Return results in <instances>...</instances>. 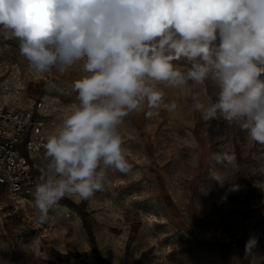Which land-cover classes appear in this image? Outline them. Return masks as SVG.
Wrapping results in <instances>:
<instances>
[{
  "label": "clouds",
  "instance_id": "clouds-1",
  "mask_svg": "<svg viewBox=\"0 0 264 264\" xmlns=\"http://www.w3.org/2000/svg\"><path fill=\"white\" fill-rule=\"evenodd\" d=\"M0 39L16 41L37 74L84 73L43 143L33 192L40 222L66 197L94 200L110 170L132 173L119 126L136 112L177 110L162 85L189 91L202 120L239 127L264 147V0H0ZM213 156L236 163L234 153ZM257 243L250 236L245 252Z\"/></svg>",
  "mask_w": 264,
  "mask_h": 264
},
{
  "label": "rangeland",
  "instance_id": "rangeland-1",
  "mask_svg": "<svg viewBox=\"0 0 264 264\" xmlns=\"http://www.w3.org/2000/svg\"><path fill=\"white\" fill-rule=\"evenodd\" d=\"M81 75L37 74L16 41L0 39V107L42 101L50 134L76 102L71 83ZM161 88L177 110L125 118L119 131L133 171L110 170L94 200L66 197L40 222L33 194L16 205L0 191V264H264V147L239 127L202 120L189 91ZM15 95L21 104L11 107ZM42 153L32 159L38 179ZM214 153H234L235 165L217 164ZM250 236L258 243L246 253Z\"/></svg>",
  "mask_w": 264,
  "mask_h": 264
},
{
  "label": "built area",
  "instance_id": "built-area-1",
  "mask_svg": "<svg viewBox=\"0 0 264 264\" xmlns=\"http://www.w3.org/2000/svg\"><path fill=\"white\" fill-rule=\"evenodd\" d=\"M54 124L42 101L24 110L0 107V191L16 205L27 200L39 182L32 159L43 152Z\"/></svg>",
  "mask_w": 264,
  "mask_h": 264
},
{
  "label": "bare ground",
  "instance_id": "bare-ground-1",
  "mask_svg": "<svg viewBox=\"0 0 264 264\" xmlns=\"http://www.w3.org/2000/svg\"><path fill=\"white\" fill-rule=\"evenodd\" d=\"M21 83H17V85L19 86ZM8 98H10V97H8ZM8 101H9V104H10V106L11 107H16V106H18V105H20L21 104V102L20 101H18V95H15V98L14 99H8ZM35 155H38V154H34V156ZM29 201H31V200H29ZM32 203V202H31ZM0 208H1V205H0Z\"/></svg>",
  "mask_w": 264,
  "mask_h": 264
}]
</instances>
